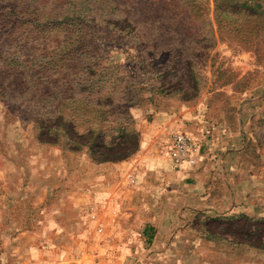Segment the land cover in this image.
Segmentation results:
<instances>
[{
    "label": "rangeland",
    "instance_id": "374dc122",
    "mask_svg": "<svg viewBox=\"0 0 264 264\" xmlns=\"http://www.w3.org/2000/svg\"><path fill=\"white\" fill-rule=\"evenodd\" d=\"M178 108L264 159V0H0V264L5 222L37 206L19 169L39 155L25 149L50 148L46 164L63 171L71 152L118 161L136 152L139 123ZM192 222L198 240L176 264H264V205ZM154 242L102 257L95 243L98 260L67 244L47 264H149Z\"/></svg>",
    "mask_w": 264,
    "mask_h": 264
},
{
    "label": "crops",
    "instance_id": "0c3cea01",
    "mask_svg": "<svg viewBox=\"0 0 264 264\" xmlns=\"http://www.w3.org/2000/svg\"><path fill=\"white\" fill-rule=\"evenodd\" d=\"M170 113L154 112L149 123H139L136 152L118 161L95 162L86 151L71 152L63 159L57 156L65 161L63 171L46 164L43 155L50 148L33 145L34 150L25 149L22 158L29 152L39 155L37 166L27 160L19 169L25 193L36 188L37 206L22 207L24 221L5 222L8 229L1 244H9L3 253L6 264H47L60 258L67 244L75 250L88 245L87 253L97 256L101 252L93 249L96 243L104 249L102 257L118 253L116 245L137 247L144 241H155L147 252L151 253L149 264H176L179 258L183 260L179 253L198 240L192 222L195 216H243L260 210L264 204L255 201L264 198L263 156L257 151L255 163L247 161L245 150L239 151L228 140L221 142L234 136L208 123L198 110L191 113L178 108ZM170 129L199 144L192 165L171 161ZM168 245L174 246L173 251L163 258L161 251Z\"/></svg>",
    "mask_w": 264,
    "mask_h": 264
},
{
    "label": "built area",
    "instance_id": "2783aa9c",
    "mask_svg": "<svg viewBox=\"0 0 264 264\" xmlns=\"http://www.w3.org/2000/svg\"><path fill=\"white\" fill-rule=\"evenodd\" d=\"M168 155L176 165H192L199 150V144L189 135L174 129L167 133ZM122 264V263H121Z\"/></svg>",
    "mask_w": 264,
    "mask_h": 264
},
{
    "label": "trees",
    "instance_id": "16d2710c",
    "mask_svg": "<svg viewBox=\"0 0 264 264\" xmlns=\"http://www.w3.org/2000/svg\"><path fill=\"white\" fill-rule=\"evenodd\" d=\"M122 158H119L118 160H120ZM92 161H95V162H104V161H117V160H114V159H109V158H103V159H91ZM149 238H151V235L148 236Z\"/></svg>",
    "mask_w": 264,
    "mask_h": 264
}]
</instances>
